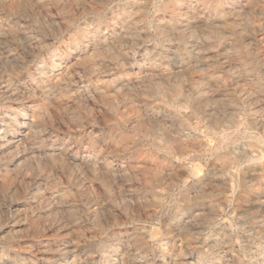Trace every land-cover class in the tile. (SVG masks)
Segmentation results:
<instances>
[{
    "label": "rangeland",
    "instance_id": "1",
    "mask_svg": "<svg viewBox=\"0 0 264 264\" xmlns=\"http://www.w3.org/2000/svg\"><path fill=\"white\" fill-rule=\"evenodd\" d=\"M0 28V264H264V0H0Z\"/></svg>",
    "mask_w": 264,
    "mask_h": 264
},
{
    "label": "bare ground",
    "instance_id": "2",
    "mask_svg": "<svg viewBox=\"0 0 264 264\" xmlns=\"http://www.w3.org/2000/svg\"><path fill=\"white\" fill-rule=\"evenodd\" d=\"M171 5V4H170ZM125 6V5H124ZM175 6V5H174ZM130 7V6H129ZM174 8V7H173ZM135 11V10H134ZM188 13V12H187ZM172 14H174V13H172ZM177 14V13H176ZM137 15V14H136ZM140 15V14H139ZM174 16H176V15H174ZM134 17V16H133ZM141 17V16H140ZM177 17V16H176ZM139 18V17H138ZM171 18V17H170ZM180 18V17H179ZM131 19V18H130ZM141 19H142V17H141ZM136 20H137V18H136ZM176 20V19H175ZM139 21V20H138ZM174 22V21H173ZM134 24V23H133ZM170 24V23H169ZM133 26V25H132ZM11 28V27H10ZM1 29V28H0ZM6 30V29H5ZM8 31H9V29H8ZM2 32V31H1ZM209 35H210V33H209ZM208 35V36H209ZM209 38V37H208ZM2 40V39H1ZM76 42V41H75ZM77 46V45H76ZM65 69H67V68H65ZM66 71V70H65ZM64 73V72H63ZM70 74V73H69ZM57 75V74H56ZM43 78V77H42ZM50 79V78H49ZM56 79H58V78H56ZM52 81V80H51ZM43 82V81H42ZM43 84V83H42ZM48 85V84H47ZM60 85V84H59ZM45 86V85H44ZM30 92V91H29ZM54 92V91H53ZM56 93V92H55ZM54 93V94H55ZM65 93V92H64ZM50 94V93H49ZM46 96V95H45ZM47 98V97H46ZM34 100V99H33ZM63 101V100H62ZM61 101V102H62ZM48 103V102H47ZM46 105H48V104H46ZM51 105V104H50ZM34 106V105H33ZM40 106H42V104L40 105ZM31 107V106H30ZM35 108V107H34ZM33 108V109H34ZM44 108V107H43ZM36 109V108H35ZM38 110L40 109V108H37ZM43 110H45V109H43ZM49 110V109H48ZM15 111V110H14ZM37 111V110H36ZM26 113V112H25ZM30 115V114H29ZM39 115V114H38ZM32 117V116H31ZM34 117V116H33ZM42 117V116H41ZM40 117V118H41ZM25 118H26V116H25ZM44 118V117H43ZM9 122V121H8ZM11 122V121H10ZM9 122V123H10ZM5 122H3V120L2 119H0V127H7V125L8 124H4ZM12 123V122H11ZM12 125V124H11ZM34 125V124H33ZM9 126V125H8ZM20 126V125H19ZM27 126V125H26ZM25 126V127H26ZM35 126V125H34ZM37 126V125H36ZM15 127H17V125L15 126ZM28 127V126H27ZM12 129V128H11ZM27 129H29V128H27ZM33 129H35V128H33ZM3 130V129H2ZM8 130H9V128H8ZM13 130H14V128H13ZM36 130H37V128H36ZM4 135V134H3ZM29 136V135H28ZM2 137V136H1ZM3 138H5V137H3ZM25 138V137H24ZM2 139V138H1ZM28 139H29V137H28ZM30 149V148H29ZM6 183V182H5ZM53 223V222H52ZM30 244V243H29ZM26 250H27V248H26ZM38 251V250H37ZM86 252V251H85ZM82 260V259H81ZM28 263V262H27ZM14 264V263H13ZM72 264V263H71Z\"/></svg>",
    "mask_w": 264,
    "mask_h": 264
}]
</instances>
